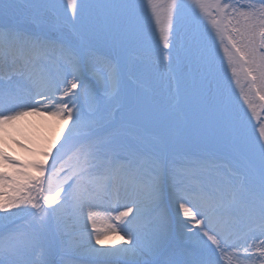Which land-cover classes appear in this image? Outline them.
Returning a JSON list of instances; mask_svg holds the SVG:
<instances>
[{"label":"snow or ice","instance_id":"6c2138e0","mask_svg":"<svg viewBox=\"0 0 264 264\" xmlns=\"http://www.w3.org/2000/svg\"><path fill=\"white\" fill-rule=\"evenodd\" d=\"M217 42L258 120L264 0H0V143L30 115L59 125L42 159L0 147V264H56L54 238L62 264H264V127L246 136ZM207 144L232 165L187 150ZM177 222L191 251L172 248Z\"/></svg>","mask_w":264,"mask_h":264},{"label":"rangeland","instance_id":"374dc122","mask_svg":"<svg viewBox=\"0 0 264 264\" xmlns=\"http://www.w3.org/2000/svg\"><path fill=\"white\" fill-rule=\"evenodd\" d=\"M186 3H189L190 0H185ZM18 4L23 5L25 3V0H17ZM194 12V9L191 8V6L188 9L187 15L189 18H191L192 14ZM207 27V25H205ZM210 33V29H209ZM162 49V46H161ZM212 53H213V59H214V66L216 69V76H217V82L222 85L224 88L227 89L228 92V98H229V103L234 111V113L238 114L239 116L243 117L244 121V131L246 136L250 140H255L258 138L259 134V128L264 127V112H261L259 107L257 109L259 113L258 120L253 119L251 116V113L248 111L247 106L244 104L243 99L241 98L240 91L238 87L232 83L231 80V72L228 71L227 67V61L225 60L224 57V52L222 49H220L218 42L215 43L212 47ZM160 55H163V52L161 51ZM25 102V101H24ZM261 102L257 101V105H259ZM40 107V106H39ZM5 139H9V134L5 135ZM190 152L196 153V155L209 160V161H215L217 163H221L227 166L232 165L233 157L232 154L223 148H218L212 144H207L203 145L200 147H195V148H189L187 149ZM217 173L212 171L209 173V178H216ZM9 193V195H12L11 192L6 189ZM10 211L12 212H17V209H11ZM171 214L175 218L176 212L173 211L171 208ZM7 213L0 212V222L3 221V217H5ZM23 216V215H22ZM21 216V217H22ZM19 217V218H21ZM30 217L23 218V219H18L16 220L15 224H10L8 227L16 225V224H22L26 229L29 228L30 226ZM180 220H183L182 217L179 218ZM174 224V233H173V238H172V248L177 252V253H183L186 251H191L197 244L196 238L195 237H190L188 235H180L179 231L176 228V225ZM1 228V225H0ZM91 229H89L90 231ZM184 239V240H183ZM59 240L58 238H54L53 240V245H54V255L53 259L57 261H62V255H61V249L58 246ZM77 259V258H76ZM83 264H90L91 261H86L85 259L82 258L81 263Z\"/></svg>","mask_w":264,"mask_h":264},{"label":"bare ground","instance_id":"6f19581e","mask_svg":"<svg viewBox=\"0 0 264 264\" xmlns=\"http://www.w3.org/2000/svg\"><path fill=\"white\" fill-rule=\"evenodd\" d=\"M24 101L25 103L31 102L26 96ZM58 127H59L58 121L50 117L40 116V115H30L24 117L22 120L16 122L13 126L9 128L8 130L9 139H5L6 141L5 143H0V147L4 149L5 153L11 159L21 164L42 159V157H39L37 154L40 151L47 149L49 143L56 136L58 132ZM21 145H23V147H21ZM53 152H55V149H53ZM49 163H51V160H49ZM8 170H11V168H9ZM23 170L29 171L28 169H23ZM29 174H32L31 171H29ZM11 194L14 195V193L12 192ZM104 208L109 209V211H104L103 209H101L100 211L102 216L115 214V211L113 210L115 208L114 201H106L104 203ZM172 209L173 211L177 212L178 206H173ZM23 218H27V216L23 215L21 218H16V220L18 219L20 220ZM0 225L2 228L4 222H0ZM15 227L26 229L22 224H16L10 226V228H15ZM176 228L179 231L180 235H187L186 229L182 228L179 223L176 225ZM113 239L116 240L117 246H119L122 243L121 241L118 240V237L113 236ZM92 243L95 244V241L93 240ZM58 246L61 249L60 243L58 244ZM81 260L82 258H77V259L75 258L74 264H83V262L81 263ZM113 260L114 258L102 257L99 260H97L95 264H112ZM56 264H62V261H57ZM90 264H92V262Z\"/></svg>","mask_w":264,"mask_h":264}]
</instances>
